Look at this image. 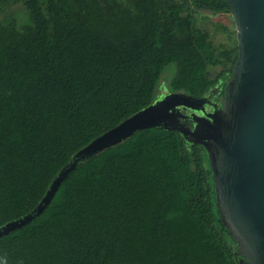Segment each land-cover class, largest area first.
I'll use <instances>...</instances> for the list:
<instances>
[{"label": "trees", "instance_id": "16d2710c", "mask_svg": "<svg viewBox=\"0 0 264 264\" xmlns=\"http://www.w3.org/2000/svg\"><path fill=\"white\" fill-rule=\"evenodd\" d=\"M201 12L232 17L228 0H0V226L150 104L169 64L170 90L198 97L232 74L237 39L215 46ZM237 249L206 148L150 126L72 170L0 237V264H239Z\"/></svg>", "mask_w": 264, "mask_h": 264}, {"label": "water", "instance_id": "95a60500", "mask_svg": "<svg viewBox=\"0 0 264 264\" xmlns=\"http://www.w3.org/2000/svg\"><path fill=\"white\" fill-rule=\"evenodd\" d=\"M228 2L238 55L223 102H216L221 84L201 97L183 90L161 93L79 149L31 211L0 226V237L37 218L62 181L83 162L141 128L161 126L177 128L206 148L219 208L239 250L264 248V0Z\"/></svg>", "mask_w": 264, "mask_h": 264}, {"label": "rangeland", "instance_id": "374dc122", "mask_svg": "<svg viewBox=\"0 0 264 264\" xmlns=\"http://www.w3.org/2000/svg\"><path fill=\"white\" fill-rule=\"evenodd\" d=\"M20 6H23L20 4ZM19 6H16L18 8ZM21 7L18 8L20 10ZM197 17V24L203 28L208 29L211 38L215 44V46L222 48L225 46H231L235 44L236 38V25L234 23L233 18L229 14H212L208 12H201L196 13ZM2 15H0V20H2ZM21 22L25 21L27 19V11L25 12V15L22 16ZM224 26V27H223ZM176 64L171 63L167 66L166 72L164 73L161 81H160V87L157 91V96H159L161 93L169 91V82L171 79V76L175 73L176 70ZM222 70L221 65H217L215 67L211 68V74L215 76Z\"/></svg>", "mask_w": 264, "mask_h": 264}, {"label": "flooded vegetation", "instance_id": "af4514ba", "mask_svg": "<svg viewBox=\"0 0 264 264\" xmlns=\"http://www.w3.org/2000/svg\"><path fill=\"white\" fill-rule=\"evenodd\" d=\"M231 75L227 78L221 77V80L214 86L216 87L217 85L221 84V88L216 95V102L219 104L223 102L225 86L231 78ZM214 87H212L211 89H213ZM187 111L188 110H186V113ZM237 253H239V264H264V248H260L255 251L247 249L239 250L238 242Z\"/></svg>", "mask_w": 264, "mask_h": 264}]
</instances>
